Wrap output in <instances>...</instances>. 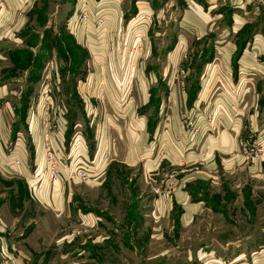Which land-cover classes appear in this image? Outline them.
<instances>
[{
	"label": "rangeland",
	"instance_id": "obj_1",
	"mask_svg": "<svg viewBox=\"0 0 264 264\" xmlns=\"http://www.w3.org/2000/svg\"><path fill=\"white\" fill-rule=\"evenodd\" d=\"M47 1L45 13L36 7L39 11L29 17L25 14L24 0H18L16 7L10 1L0 0L9 9V15L0 12V117H7L3 154L12 153L17 139L21 138L27 155L25 161L28 164L33 161L34 144L27 133L25 116L26 110L32 108L35 112L39 104L42 112L38 114L37 122L43 154L47 145L59 150L52 143L59 126V110L63 118L67 115V120L72 116L75 117L73 121L88 120L93 128L104 119L110 125L108 133L111 136H108L118 148L117 124L133 123L134 115L139 113L151 132H147L145 146L152 149L139 163H157L169 158L172 165L160 170L161 176L154 180L138 164L131 168H111L95 180H70L73 189L70 206L66 214L60 215L48 207L35 204L26 207L23 191L12 190L14 186L20 189L26 185L25 180L9 172L6 176L0 170V217L4 222H0V235L9 237L17 255H22V250L30 254L27 249L32 248L41 252L55 250L57 243L62 246L61 240L67 239L68 255L63 259L67 264H264V201L258 205L256 217L251 222L243 213L242 199H239L235 207H229L232 223L220 226L205 223L200 220L206 218L202 212L195 219L198 222L188 228L179 226L178 213L171 212L167 218H154L151 206L142 203L159 196L153 192L154 186L168 189L167 199L159 196L162 201L168 200L178 188L177 176L197 169L198 162L207 152L186 159L170 151L169 138L181 142L179 134H166L167 124L175 112L185 131L197 133L204 125L208 133L223 119L216 113L221 102H227L225 109L232 114L239 111L229 100H241L238 89L249 86L250 80L248 73H239L237 57L256 32H264L260 20L250 13L243 14L246 9L236 7L233 0H121L119 6L125 14L121 31L117 32L102 26L103 18L97 12L99 0ZM65 1H69L66 8H60L61 2ZM36 3L39 5L40 0ZM45 29L50 30V47H54L55 52L50 56L45 53L36 65L34 61L38 60L42 44L39 34ZM25 34L30 37L29 46L26 43L29 37L24 38ZM58 34L60 37L65 35L67 42L64 41V45L61 40L58 43L59 38L55 39ZM71 40L77 51L72 50ZM128 67L132 80L128 81L130 88L125 96L108 95L103 101L94 97L91 104L87 103L88 113L81 117L80 107L84 103L79 93L80 100L74 94L76 89L81 91L76 80L99 73L120 75L129 71ZM34 72L36 76L41 72L51 75L56 72L57 80L52 85L45 82L41 102L40 97H35L39 92L34 95L36 79L30 77ZM121 82H124L123 87L127 80ZM98 83L101 88V82ZM196 99L199 102L194 103ZM106 103L110 106L107 105L109 111L105 119L102 106ZM129 104L130 109L126 107ZM259 120L264 122V114ZM156 125L159 127L157 132L154 131ZM99 137L91 143H96ZM240 140L250 145H257L260 140L239 136L232 149L234 155H241L244 161L251 163L252 159L245 158L246 154L238 148ZM91 149L93 153L94 146ZM105 151L111 154L109 150ZM40 177L52 184L46 174ZM140 188H145L149 197H138ZM212 188L213 195L206 201L215 212L224 208V202L221 201L222 194L216 190L218 183ZM198 189L197 193L202 195L194 196L205 200L208 190L203 186ZM142 204H146L145 207ZM134 216H143L144 223L139 229V239L132 240L137 248L131 245L132 249H128L122 244L135 233L131 232L134 231ZM128 232L131 237L126 239ZM146 232H152L148 241L144 239ZM24 239L26 243L21 244ZM86 249L97 252V258L93 260ZM78 250L79 256L74 254Z\"/></svg>",
	"mask_w": 264,
	"mask_h": 264
},
{
	"label": "crops",
	"instance_id": "obj_2",
	"mask_svg": "<svg viewBox=\"0 0 264 264\" xmlns=\"http://www.w3.org/2000/svg\"><path fill=\"white\" fill-rule=\"evenodd\" d=\"M7 1H10L13 7L18 6V0ZM24 1L25 5H23L26 8L25 14L29 17L32 14L34 15L35 11L38 12L39 9L44 10L45 13L49 3L47 0H40V4L36 5L38 0ZM68 2L69 1L61 2L62 4L60 8L65 9ZM120 3L121 0H99L97 12L98 16H102L103 18L102 26L105 30L113 29L117 32L121 31L122 17L125 13H122L123 10L119 6ZM233 3L236 7L248 11H242L243 14L250 13V16L253 15L254 18L259 19L261 24L264 25V0H233ZM0 4L2 5V8L0 7V12L9 15L8 6L4 2H0ZM36 7L39 9H36ZM18 9H20V7H18ZM74 13H76L75 10ZM46 14H49L48 11ZM32 20L33 18L30 21ZM66 31L67 30H65V32ZM68 32L73 35L70 30ZM42 34L40 33L39 37H42ZM23 36L24 38L28 37L27 34ZM58 37H60L59 34ZM74 38V40L77 41L75 36ZM61 43L64 45V40H61ZM27 45L29 46L30 44L27 43ZM53 52H55L54 47H50L46 53L50 56ZM68 57H70L69 53ZM57 58L61 60L59 56ZM237 61L239 64V73H244L245 75L249 74L247 79L249 78L250 80L249 86L238 89V96L242 97L241 100L240 98L229 100L236 105V108L239 111H235L236 113L232 114L225 109L227 102H221V104L216 107L218 108L216 113L217 116L221 115L223 119L221 118L222 120L218 122L216 128L208 133L205 132L204 125L200 126L201 130L197 133L185 131L176 112L173 115V119L167 124V135L176 133L181 137V142L178 143L169 138L167 143L172 153L183 156L186 159H192L197 157L202 151L207 150V152L203 155L204 159L198 162L200 166L197 169L189 170L188 172H184V174H179L177 176L178 188L170 194L168 200L162 201L163 199L159 196H154L150 202H145L143 200L144 202L142 203H148L151 206V213L154 218H167L170 216L171 212H173L174 215L178 213L179 217L177 218V223L180 227L188 228L191 224L198 222V220L195 219L199 218V216L203 214L202 212H204L206 218L202 217L200 220H205V223H214L219 226L225 223L226 225L233 221H231L228 214L229 207L236 205L242 199L241 207L243 213L249 219L248 221L251 222L255 219L257 207L262 201H264V153H262L259 159L252 160V162L249 163L244 161V158L241 157V155H234L232 149L239 136L250 140H264V122L259 120L260 116L264 114V32L259 30L254 34L252 40L244 47L240 56L237 57ZM52 74L53 75H51V73L41 72L40 75L35 77L36 84L34 85V95L39 92L38 96L35 97L36 99L40 97V102L44 95L43 90L46 86L45 82L47 81L49 82H46L48 85H52V83L57 80L56 72ZM131 76L132 72L129 69V71L120 73V75L113 72L109 75H102L99 73L87 77L85 75L82 78H78L76 81L77 86L79 87L77 88H80L81 91L76 89L74 94L77 95L79 93L80 98L84 103L82 107H80L81 117L86 116V112L88 113L89 106L87 103L91 104L94 97H100L103 101V98L108 95L125 96L130 88L128 81L130 83L132 80ZM65 78L68 79L69 77L66 75ZM121 80H127L123 87L121 86L124 82L122 83ZM98 82H101V88ZM195 102H199V99H196L194 103ZM30 105L31 102L29 106ZM107 105L110 106L106 103L104 105L105 107L102 106L104 109L101 107L103 113H105V119L108 116L106 115V112L109 111ZM127 106L130 109V104L126 105V107ZM220 108L222 111H220ZM41 112L42 109H40L39 104L37 105L35 112L32 111V108L26 110L25 124L27 126V133H29L34 144L33 161L29 164L25 161L27 155H25L26 151L21 138L17 139V147L15 146L14 151L10 153V155L3 154L2 141L6 137L7 117L5 115L0 117V160L3 162V164L2 162L0 164V170L6 176L9 172L11 175L20 176L25 180L26 185H23L20 189H18V186H14L12 187V190L17 193L20 190L23 191L22 199L26 207L27 204L28 206L35 204L55 210L58 212V215L61 213L66 214L67 208L70 206L69 197L73 192L69 182H67V184L64 182V179H60L61 181H56L50 184L38 176V171L43 160L41 136L39 135L41 129L37 122L38 114L41 115ZM60 112L61 110L58 111L59 126L55 133V137L52 139L55 148L67 151L73 162L78 160L80 156L87 159L93 157L99 158V154L105 150H109L111 153L110 157L111 159L113 157V159L97 177L108 172L111 168L114 170L119 166L123 168H131L138 164V166L140 165L143 168V171L146 172L145 174L148 173L149 178L154 180V178L160 175V170L172 165V162L168 160L169 158L157 163L148 161H143L141 164L139 163L140 160L149 156L147 154L152 151L148 145L145 146L148 127L145 119L143 120V117L139 113L138 115H134V119L132 120L133 123L126 121L124 123L119 122V125L117 124L118 128L117 130L115 128V130L116 132L119 131L117 132V136L118 141L120 140V146L118 148V146L116 147L112 144V139L109 137L111 136V133L110 135L108 133L110 125H108L104 119L100 120L99 123L95 125V128H93L88 120H86V122L83 120L73 121L75 119L73 116H68L69 120H67V115H64L63 118ZM158 125L161 126L160 123ZM158 130L159 127H155L154 131L157 132ZM113 133L114 132H112V135ZM148 133L150 134L151 132ZM98 135L100 136L99 140L92 144ZM92 146H94L93 153L90 152ZM144 151H146L145 154ZM14 159H18V165L14 163ZM98 163L99 159L97 161V164ZM97 177H94L91 180H95ZM217 183L219 188L216 190L222 194L220 196L221 201L224 202V208L214 212L209 208L210 204H208L207 201L210 200L213 195L212 186ZM200 186L206 187L208 190L209 195H207L205 200H199L197 196H194V194L198 196L202 195V193H197L200 191L198 189ZM139 190L138 197H149L145 188H140ZM17 193L15 195H17ZM145 205L146 204H142L141 206L145 207ZM241 215L243 214L241 213ZM143 216L145 219L146 214L144 213ZM143 216L139 218L134 216L135 225L132 227L134 231L131 232L135 233L127 243L123 242L122 245L124 247L132 249V240L135 237L137 240L139 239L138 234L141 232L139 229L144 223ZM154 220L156 221V219ZM0 222H3L1 217ZM219 226H215L214 228H219ZM20 234L22 233H19L18 235ZM142 235H144V233ZM150 235H152V232H146L144 239L148 241ZM125 237L126 239L130 238L131 233L128 232ZM26 239L28 240L29 238ZM26 241L25 239L21 240V244L26 243ZM61 241L63 245L61 246L57 243L58 247L55 250L46 249L47 251L45 250V252H41V250L32 248L27 249L30 254H27L26 251L22 250V255H17L12 247V243L9 241V237L0 235V264H67L64 262L65 257L68 255L65 248V242H67V239H62ZM114 248L117 249L116 247ZM135 248H137V246ZM86 250L90 252L89 254L93 260L97 258V252H91L89 249ZM78 251H74V254L79 256L81 252L79 251L80 253H77Z\"/></svg>",
	"mask_w": 264,
	"mask_h": 264
},
{
	"label": "built area",
	"instance_id": "obj_3",
	"mask_svg": "<svg viewBox=\"0 0 264 264\" xmlns=\"http://www.w3.org/2000/svg\"><path fill=\"white\" fill-rule=\"evenodd\" d=\"M253 144H248L246 141H239L238 148L244 154L245 158L257 160L264 153V142L259 141ZM10 155V154H9ZM99 158L93 157L91 159L79 157L74 162L70 158L68 152L59 149H50V145L45 147L43 154L42 167L39 168L38 176L43 174L47 175L48 181L54 183L60 179H65L67 182L74 181H86L97 177L98 174L110 163L111 157L107 151H102L99 154ZM99 159V163L97 161ZM16 165L19 164L18 159H14ZM153 192L157 193L161 198L167 199L170 191L168 189H161L158 186L153 187Z\"/></svg>",
	"mask_w": 264,
	"mask_h": 264
},
{
	"label": "trees",
	"instance_id": "obj_4",
	"mask_svg": "<svg viewBox=\"0 0 264 264\" xmlns=\"http://www.w3.org/2000/svg\"><path fill=\"white\" fill-rule=\"evenodd\" d=\"M49 34H50V30L45 29L43 31L42 44L40 45V52H39V55H38V60L34 61V63L36 65H37L38 62H40V58H42L45 55V53L48 51V49L50 48V40L52 39V36H50ZM31 36H33V35H31ZM57 38H59L58 43L60 42V40H64L65 43L67 42L65 35L63 37H55V39H57ZM27 43L31 45L30 37L28 38ZM71 45H72L71 46L72 50L73 51H75V50L77 51L76 45L74 44L73 40H71ZM62 53H64V52H62ZM30 77L31 78H35L36 77V73L34 72ZM70 130H71V127H70Z\"/></svg>",
	"mask_w": 264,
	"mask_h": 264
}]
</instances>
